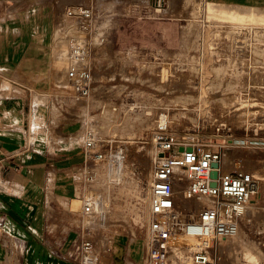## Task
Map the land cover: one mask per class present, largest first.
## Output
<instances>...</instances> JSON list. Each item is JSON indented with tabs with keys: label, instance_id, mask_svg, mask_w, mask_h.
Masks as SVG:
<instances>
[{
	"label": "rangeland",
	"instance_id": "obj_1",
	"mask_svg": "<svg viewBox=\"0 0 264 264\" xmlns=\"http://www.w3.org/2000/svg\"><path fill=\"white\" fill-rule=\"evenodd\" d=\"M238 3L264 11V0H61L51 19L53 52L45 60L50 62L46 76L54 71L58 78L55 98L49 93V82H44L39 85L48 94L47 100L39 95L31 99L32 104H42L39 117L51 126L39 130L36 137L29 135L28 140L46 144L53 153L68 149L57 160L69 155L75 160L62 170L69 172V180L78 190L87 193L96 181L112 186L110 192L99 189L96 193L106 195L104 199L113 208L114 213L105 215L113 249L117 241L132 242L126 264L134 262L135 242L136 250L140 248V262L135 264L144 262L148 238L145 200L159 156L155 148L159 133L219 150L224 171L253 174L259 188L251 202L256 214L243 220L241 228L247 248L257 246L263 254L257 264H264V24L217 17L219 11L234 10ZM75 4L92 7L94 18L84 25L68 18L65 10ZM71 38L87 42L79 68L72 62ZM12 84L3 83L6 95L12 92ZM103 106L111 107L119 125L96 133L106 158L93 161L83 150L85 130L97 128L90 122ZM125 110L135 119L126 129L121 126ZM162 114L166 116L164 128L159 126ZM115 155L122 163L120 175L113 178L107 165ZM102 162L106 165L86 170ZM71 210L79 212L80 204ZM244 249L222 238L214 251L217 264L245 262L248 252Z\"/></svg>",
	"mask_w": 264,
	"mask_h": 264
},
{
	"label": "crops",
	"instance_id": "obj_2",
	"mask_svg": "<svg viewBox=\"0 0 264 264\" xmlns=\"http://www.w3.org/2000/svg\"><path fill=\"white\" fill-rule=\"evenodd\" d=\"M60 3L0 0V264H76L67 253L78 216L69 200L77 198L78 189L64 172L75 160L69 155L58 161L68 149L53 153L46 144L28 140L32 97L47 94L39 85L44 82L53 95L58 82L54 71L46 76L50 62L45 59ZM5 81L13 83L7 95ZM38 119L40 130L50 128L39 114ZM116 243L119 247L104 254L100 264H126L132 242ZM133 246L135 264L140 248Z\"/></svg>",
	"mask_w": 264,
	"mask_h": 264
},
{
	"label": "built area",
	"instance_id": "obj_3",
	"mask_svg": "<svg viewBox=\"0 0 264 264\" xmlns=\"http://www.w3.org/2000/svg\"><path fill=\"white\" fill-rule=\"evenodd\" d=\"M65 14L84 25L92 19L94 10L75 4L68 6ZM69 49L74 61L84 60V41L71 38ZM39 104L31 105L29 133L32 137L42 128L38 119ZM160 126L164 128L165 122ZM155 148L159 156L148 183V239L143 264H184L181 253L184 257L188 254L192 264H217L215 248L222 238L235 234L243 226L242 211L259 193L256 178L248 171L222 170L219 150L186 138L159 133ZM83 150L93 161L106 158L104 146L92 128L85 130ZM115 159L110 162L120 161L118 157ZM214 171L216 176L212 177ZM204 197L212 199L213 204L199 203ZM77 198L80 210L67 257L76 264H100L102 256L112 253L114 245L105 218L107 205L100 193L87 195L79 189ZM193 201L199 209L193 208ZM176 233L195 238L196 244L189 249L175 244Z\"/></svg>",
	"mask_w": 264,
	"mask_h": 264
},
{
	"label": "bare ground",
	"instance_id": "obj_4",
	"mask_svg": "<svg viewBox=\"0 0 264 264\" xmlns=\"http://www.w3.org/2000/svg\"><path fill=\"white\" fill-rule=\"evenodd\" d=\"M235 6H237V7H235L234 8V10L233 9H228V10H221V11H219L218 12V14H216L217 15V17H220V18H222V19H227V20H231V21H236V22H248V23H258V24H264V11H256L251 5H245V4H236ZM207 9H208V11L210 12V14H214L215 12H213V7L210 5V4H208L207 5ZM244 10V11H243ZM246 10H248V12L246 11ZM78 37V36H77ZM81 37V36H80ZM83 37V36H82ZM85 37V36H84ZM78 39H80V38H78ZM80 41H84V40H80ZM85 42V41H84ZM85 43H87V42H85ZM88 45V44H87ZM89 48V47H88ZM90 55V54H89ZM89 61V60H88ZM72 62H74V64H75V66L77 67V68H79L80 67V65H81V61H72ZM68 63H70V65H72L71 64V62H68ZM88 64H90V63H87V65ZM74 66V65H73ZM69 67H71V66H69ZM68 67V68H69ZM91 68V67H90ZM72 69V68H71ZM70 70V69H69ZM92 70V69H91ZM68 71V70H67ZM75 71H76V68H75ZM72 72H74V71H72ZM68 73H71V72H68ZM92 73V72H91ZM75 75V74H74ZM78 75V74H77ZM76 75V76H77ZM74 77V76H73ZM72 77V78H73ZM75 78V77H74ZM67 81H68V79H67ZM70 81V80H69ZM66 82V81H65ZM64 82V83H65ZM68 90V89H67ZM66 90V91H67ZM56 95V94H55ZM48 95L46 94H44V96H39V97H41V98H45V97H47ZM53 96V95H52ZM54 97V96H53ZM68 97V96H67ZM94 97V96H93ZM50 98V97H49ZM55 98V97H54ZM46 99V98H45ZM63 99H64V97H63ZM47 100V99H46ZM61 101V100H60ZM96 104H98V103H96ZM80 105V104H79ZM81 105H82V103H81ZM84 105V104H83ZM86 106H87V104H86ZM111 106V105H110ZM85 107V106H84ZM86 108H88V107H86ZM87 111V110H86ZM126 112H123L124 113V117L122 118L123 119V125H121L124 129H126V128H128L129 126H130V124H131V121H132V124H133V122L135 121V119H131V118H129V112H128V110H125ZM85 112V111H84ZM88 113V112H87ZM86 113V114H87ZM129 115V116H128ZM93 118H92V120H91V122H90V126H94V124H97L98 126H97V128H93V127H90V128H92L94 131H95V133H97L99 130H105V129H110V127L111 126H113V125H119V122L116 120V116H115V114L113 113V111L111 110V107L110 108H108L107 106H103V109L101 110V112H100V115H97V117L95 118L94 116H92ZM165 115L164 114H162L161 115V120H160V122L161 123H163L165 120ZM92 124V125H91ZM160 124V123H159ZM158 124V125H159ZM160 126V125H159ZM81 134V133H80ZM79 134V135H80ZM100 140H102L101 138H100ZM83 154V153H82ZM120 155V154H119ZM119 155H115V157H118V159H120L121 157L119 156ZM141 162V161H140ZM140 162H139V164H140ZM109 163V164H108ZM107 164V167L109 166V169H110V174L112 175V176H114L113 178H116L118 175H120L119 174V172H120V168H121V161H119V162H117V163H112V162H108ZM106 165V163H97V165H95L92 169L90 168H87L86 170H95L94 168L95 167H97V168H101V167H103V165ZM144 164V163H143ZM148 164L149 163H146V164H144V167L145 168H148L149 166H148ZM92 165V164H91ZM123 168V167H122ZM97 170V169H96ZM124 170V169H123ZM101 173V172H100ZM74 174V173H73ZM114 174V175H113ZM121 175H122V170H121ZM105 178H106V176H105ZM109 179H111V178H109ZM112 180V179H111ZM114 180V179H113ZM116 180V179H115ZM101 181V180H100ZM103 181H105V180H103ZM102 181V182H103ZM109 181V180H108ZM110 182V181H109ZM87 185V184H86ZM92 186L91 187H89L90 188V190L89 191H87V195H92V194H94V193H96L99 189H101L102 191H103V193H107V192H110L111 191V189H112V186H110L109 185V183H101L100 182V184H97V181L94 183V184H91ZM84 188H85V185H84ZM82 190H83V188H82ZM106 191V192H105ZM100 192V191H99ZM99 192H98V194H99ZM101 193V192H100ZM102 194V193H101ZM111 194V193H110ZM104 196H106V195H104ZM104 196H103V194H102V198H103V202L107 205V206H105V207H107L106 209H105V214L106 213H108V214H112V212H113V208H112V205H111V207H110V205L108 204V200H106V199H104ZM108 196V195H107ZM113 197V196H112ZM106 198V197H105ZM109 197H107V199H108ZM143 198V197H142ZM207 198V197H206ZM205 197L204 198H202L201 200H200V202L199 203H201V204H203V205H207V206H210V204L212 203L213 204V200L212 199H210V200H208V199H206ZM146 199V198H145ZM110 200V199H109ZM112 200V199H111ZM111 200L109 201V202H111ZM142 201V200H141ZM140 201V202H141ZM145 201H148V199L147 200H145ZM79 204H80V200L78 199V198H75V199H73V201H72V204H71V206H73V207H75V208H77L78 206H79ZM144 204H145V202H144ZM211 204V205H212ZM147 205L148 204H146V208H147ZM70 206V205H69ZM108 210V211H107ZM112 210V211H111ZM110 211H111V213H110ZM147 211V210H146ZM114 213V212H113ZM254 214H256V205L254 204V203H249L248 205H246L245 206V208L243 209V211H242V218H243V220H246V219H248V218H250L251 216H253ZM110 216V215H109ZM144 216V215H143ZM146 216V215H145ZM145 216L143 217V220H144V218H145ZM147 217V216H146ZM146 219V218H145ZM147 220V219H146ZM146 233H147V230H146ZM174 242H175V244H178V245H181L182 247H184V248H186V249H189L190 247H193L195 244H196V239L195 238H193V237H189V236H185L184 234H182V233H176L175 235H174ZM148 239V238H147ZM224 239V238H223ZM226 240H227V242H232V243H235V244H238V245H240L241 247H243V248H245L244 250H247L246 252H248V253H244L245 254V256H246V260H245V262H240L239 264H257V262H258V259H260L261 260V258L263 257V254H262V252H261V250H260V248L259 247H257V246H255V247H248L247 248V242L245 241V238H244V234H243V231H242V228H241V225L239 226V229H238V231L235 233V234H233V235H231V236H228V237H226L225 238ZM137 242H135L134 244H135V248L134 249H136V244ZM181 256L183 257V259H184V264H192V262H191V260L188 258L187 259V257H184V254L183 253H181Z\"/></svg>",
	"mask_w": 264,
	"mask_h": 264
},
{
	"label": "water",
	"instance_id": "obj_5",
	"mask_svg": "<svg viewBox=\"0 0 264 264\" xmlns=\"http://www.w3.org/2000/svg\"><path fill=\"white\" fill-rule=\"evenodd\" d=\"M213 166L214 167H217V164H213ZM216 176V171H214L213 173H212V177H215Z\"/></svg>",
	"mask_w": 264,
	"mask_h": 264
}]
</instances>
